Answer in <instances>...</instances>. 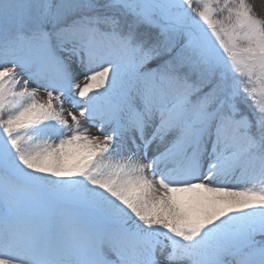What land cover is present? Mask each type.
Instances as JSON below:
<instances>
[{"label": "snow or ice", "instance_id": "snow-or-ice-1", "mask_svg": "<svg viewBox=\"0 0 264 264\" xmlns=\"http://www.w3.org/2000/svg\"><path fill=\"white\" fill-rule=\"evenodd\" d=\"M0 264H264V0H0Z\"/></svg>", "mask_w": 264, "mask_h": 264}, {"label": "rangeland", "instance_id": "rangeland-1", "mask_svg": "<svg viewBox=\"0 0 264 264\" xmlns=\"http://www.w3.org/2000/svg\"><path fill=\"white\" fill-rule=\"evenodd\" d=\"M41 96H42V97L46 96V93H44V92L42 91V92H41ZM92 131H93V134H98V133H96V130H95V129H93Z\"/></svg>", "mask_w": 264, "mask_h": 264}]
</instances>
